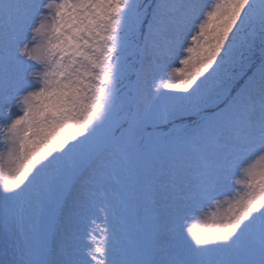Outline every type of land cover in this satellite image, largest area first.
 Instances as JSON below:
<instances>
[{
  "label": "snow or ice",
  "instance_id": "obj_1",
  "mask_svg": "<svg viewBox=\"0 0 264 264\" xmlns=\"http://www.w3.org/2000/svg\"><path fill=\"white\" fill-rule=\"evenodd\" d=\"M0 264H264V0H0Z\"/></svg>",
  "mask_w": 264,
  "mask_h": 264
},
{
  "label": "rangeland",
  "instance_id": "obj_2",
  "mask_svg": "<svg viewBox=\"0 0 264 264\" xmlns=\"http://www.w3.org/2000/svg\"><path fill=\"white\" fill-rule=\"evenodd\" d=\"M0 139H2V137H0ZM0 183H2V178H0Z\"/></svg>",
  "mask_w": 264,
  "mask_h": 264
}]
</instances>
